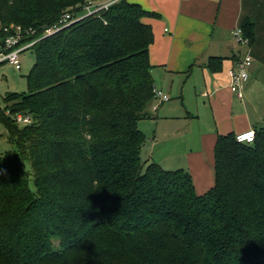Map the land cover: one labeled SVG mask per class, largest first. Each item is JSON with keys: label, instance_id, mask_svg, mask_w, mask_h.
<instances>
[{"label": "trees", "instance_id": "trees-1", "mask_svg": "<svg viewBox=\"0 0 264 264\" xmlns=\"http://www.w3.org/2000/svg\"><path fill=\"white\" fill-rule=\"evenodd\" d=\"M97 1L0 0V46L6 28L38 40L29 91L0 106L17 144L0 154V264H264V122L252 144L218 135L203 195L185 170L144 160L138 124L155 90L145 19L157 15L118 0L80 18ZM65 13L80 19L43 36ZM240 28L251 46L255 23ZM7 111L32 123L13 127Z\"/></svg>", "mask_w": 264, "mask_h": 264}, {"label": "rangeland", "instance_id": "rangeland-1", "mask_svg": "<svg viewBox=\"0 0 264 264\" xmlns=\"http://www.w3.org/2000/svg\"><path fill=\"white\" fill-rule=\"evenodd\" d=\"M115 0H98L94 3V9L97 7L108 5ZM132 3L139 4L143 9L156 13V17L146 18L154 28L155 42L151 50L152 58V76L155 82V89L162 90L170 97L168 103H164L160 107V116L167 113L171 116H181L190 111L197 118L193 119L188 129V134L179 137L176 132L184 131L186 123L157 122L153 119L142 120L138 126L144 134L146 141L143 148L142 156L148 159V155H153L154 160L160 163L165 170L184 169L187 171L188 162L192 156L203 151V144L200 140L202 132L207 130H215V114H220L213 96H210L212 90H209V82L202 71H195L194 74L176 73V67L183 66L188 55L198 48L197 44L193 47L189 46V32L185 28L176 29L172 17H168L161 13V8L168 9V4H161V0H128ZM243 9H251L255 7L259 11L255 18V41L250 46L252 57L257 60L251 70H258L257 79L259 84L253 86L255 92H249L243 88V104H239L240 112L243 113L247 109L250 114L260 111L262 107V98L264 97V0H242ZM261 9V11L259 10ZM87 12L81 11L79 16H85ZM166 29V30H165ZM166 31V32H165ZM248 50V47L245 48ZM22 69L16 70L8 63L0 65V106L5 107L3 99L10 94H21L29 91L27 76L31 73L36 62V54L33 50H27L20 56ZM211 72V71H210ZM207 87V90H206ZM203 93L208 95L203 96ZM260 98L259 101L256 98ZM12 102L9 103L11 105ZM157 104L154 100L153 105ZM149 114L154 116L156 113L152 111V107L148 108ZM151 112V113H150ZM263 113V112H262ZM153 114V115H152ZM238 115L237 110L233 113ZM263 117V116H262ZM235 118V117H234ZM223 119V118H222ZM162 120V119H160ZM259 120H262L259 119ZM220 121V117H219ZM230 127L236 129L242 124L240 119H227ZM221 125V122H219ZM13 127L22 129L24 124L15 125ZM261 125V124H260ZM264 125V123H263ZM178 136V137H177ZM213 149V148H212ZM17 150L16 142H11L9 132L4 123L0 121V154L15 152ZM212 165L210 172L215 177L214 168V150H211L210 156ZM28 173L32 174L29 163L25 164ZM33 187V181H31ZM204 185H201V189ZM209 190H207L208 192ZM206 192V193H207ZM205 193V192H204ZM203 195V194H202ZM73 259H76V254ZM75 264H79L77 261Z\"/></svg>", "mask_w": 264, "mask_h": 264}, {"label": "crops", "instance_id": "crops-1", "mask_svg": "<svg viewBox=\"0 0 264 264\" xmlns=\"http://www.w3.org/2000/svg\"><path fill=\"white\" fill-rule=\"evenodd\" d=\"M159 2L165 6L168 4V9L161 8V13L168 17H172L176 29L185 28L189 32V46L193 47L195 44L198 46L196 50L188 55L183 66L180 65L176 67L177 69L175 72L193 75L196 70L202 71L205 78L207 77L208 79L209 90H212L210 96H213L220 110V114H215V130H207L200 135L203 151H199L198 154L192 156L193 158L188 162L187 167H184L187 168V171H185L190 173L193 178L197 194L202 195L205 194L207 190H211L215 185V177L213 178L210 172V167L212 166L210 164V156L211 150L215 149L218 135H236L249 129H255L264 122V97L261 100L262 107L259 108L260 111H255L253 114H250L247 109L245 112L241 113L239 111L241 108L239 104H243L244 101L243 99H239L231 91L228 74L229 70L235 66V63L251 50L250 48V50L248 49L246 51L245 49L244 51L243 45H240L233 37V31L241 27L246 20H251L255 23L254 20L259 11L255 7L243 9L242 0H161ZM259 10L261 11V9ZM262 16H264V14H261V17ZM145 22L151 25L154 32L152 24L146 19ZM153 44L150 48L151 64V50ZM212 58H221L223 60L220 70L212 69L216 66H211L212 68H210L209 65ZM253 60L252 66L249 68V80L244 90L254 93L255 90L253 86H257L259 82L257 79L258 70H254V73L251 71L253 65L257 63V60L254 58ZM205 95L209 96L208 93H203V96ZM256 100L259 101L260 98L257 97ZM149 107L151 108V105ZM159 110L160 108L157 112H154L156 114L150 119L156 120L157 122H172L175 123V125H177V123H186L184 131L176 132V135L179 137L188 134L190 123H192L193 119L197 118V116L195 117L188 110L185 114L178 117H170L167 113H163L161 118ZM236 110L239 113L238 115L233 114ZM261 118L262 120H259ZM227 119H240L242 120V124L236 129H232ZM219 122H221V125ZM145 160L158 163L154 160L153 155H148V159L145 157ZM158 164L162 166L160 163ZM201 185H204V187H202L204 189H201Z\"/></svg>", "mask_w": 264, "mask_h": 264}, {"label": "built area", "instance_id": "built-area-1", "mask_svg": "<svg viewBox=\"0 0 264 264\" xmlns=\"http://www.w3.org/2000/svg\"><path fill=\"white\" fill-rule=\"evenodd\" d=\"M116 1L118 0H115L109 3L108 5L102 6L100 8L97 7L96 9H94V4L90 2L85 6L84 9L87 12V15H90L98 12L101 9L108 8L112 3ZM80 18H74L71 16V14L65 13L56 24L45 29L43 36L53 35L61 29L76 22ZM11 29V32L7 28L4 30L7 33V37L5 38L3 45L0 46V65L8 63L9 65L13 66L16 70L20 71L22 69V64L20 60L21 54L27 50H32L38 40L25 41V36L20 27ZM32 34L34 35L35 32H33ZM233 37L240 45L248 47V49L250 50V40L245 37L243 30L240 27L233 31ZM253 61V57L250 51H248L242 59L238 60L235 63V66L231 70H229L228 73L230 79V89L241 100L244 96L243 88L249 80V68L252 66ZM154 100L157 102V104L153 105L152 102L151 107L153 112H157L161 105L170 101V97L165 94L162 90L155 89L153 101ZM6 114L8 116L13 117L15 121L19 124L28 125L32 123V118L23 113H18L12 116L10 111H7ZM235 138L238 143L252 144L254 143L256 138V131L254 129H249L236 134Z\"/></svg>", "mask_w": 264, "mask_h": 264}, {"label": "clouds", "instance_id": "clouds-1", "mask_svg": "<svg viewBox=\"0 0 264 264\" xmlns=\"http://www.w3.org/2000/svg\"><path fill=\"white\" fill-rule=\"evenodd\" d=\"M6 174V169H0V175H5Z\"/></svg>", "mask_w": 264, "mask_h": 264}]
</instances>
